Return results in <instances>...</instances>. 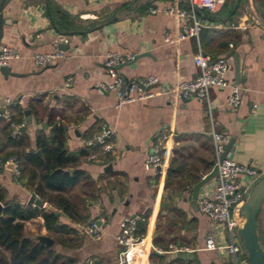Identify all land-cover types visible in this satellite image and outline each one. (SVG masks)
Listing matches in <instances>:
<instances>
[{
  "label": "crops",
  "instance_id": "0c3cea01",
  "mask_svg": "<svg viewBox=\"0 0 264 264\" xmlns=\"http://www.w3.org/2000/svg\"><path fill=\"white\" fill-rule=\"evenodd\" d=\"M174 4L191 11L187 0H0V48L15 54L7 66L9 75L0 73V111L9 99L10 119L14 115L26 125L24 112L30 115L25 132H20L28 141L20 148L8 143L10 128L0 119V163L16 151H36V134H50L49 119L65 128L69 153L85 152L76 166L84 177L61 196L86 220L72 221L39 199L43 208L56 212L60 224L75 231L65 238L72 242L63 247L58 236L47 232L42 217L24 223L26 237L51 238L53 246L60 244L65 252L51 249L73 264H117L120 222L134 216L146 219L145 232L134 247L140 250L128 256L129 264H233L225 250H205L209 236L218 245L228 239L226 228L197 207L199 198L214 192L216 177L200 189L196 200L193 187L213 169L212 131L229 135L233 143L228 155L234 162L264 174V12L254 0H226L216 14L197 11V19L207 27L198 39L179 42L177 32L191 20L167 14ZM252 16L258 25L251 24ZM55 43L64 57L38 68L33 56L52 53ZM198 47L213 60L225 59L230 52L237 55V75L231 56L225 59V79L241 89L238 108L227 105L228 89L211 88L206 102L183 101L167 93L175 81L196 78L193 56ZM110 53L139 57L118 71L126 80L157 77L155 96L118 108L114 93L99 94L96 85L104 80ZM104 126L112 132L105 139L108 152L101 144L83 146ZM157 144L162 145V165L150 169L146 158ZM25 182L9 167H0L6 203L32 205L29 199L35 194ZM88 220L100 223V240L75 228V223ZM257 235L264 250V203ZM177 252L194 257L169 260L168 255ZM238 264H248L246 257Z\"/></svg>",
  "mask_w": 264,
  "mask_h": 264
},
{
  "label": "built area",
  "instance_id": "2783aa9c",
  "mask_svg": "<svg viewBox=\"0 0 264 264\" xmlns=\"http://www.w3.org/2000/svg\"><path fill=\"white\" fill-rule=\"evenodd\" d=\"M177 0H175L176 2ZM190 5V12L181 10L174 4L166 13L177 17L179 20L190 18L191 25H182L176 34V41H183L187 38L198 39L202 29L207 26L202 24L196 17L195 11H204L210 15L216 14L225 4L226 0H187ZM151 14L158 13L157 9H149ZM253 25H258L257 19L250 17ZM59 43H55L52 53L36 54L33 56V62L38 68H45L57 58H63L64 54L59 49ZM231 47V44L229 45ZM15 54L9 48H0V67H7ZM133 55H120L110 53L104 61V80L96 85V91L99 94L114 93L117 98V107L151 99L155 96L154 88L159 85V80L155 76H146L140 79L126 80L118 71V67L132 61ZM193 63L198 68V74L193 80H177L167 90V93L174 98L188 101L196 99L207 101L208 92L211 88L228 89L227 105L231 109H236L241 104V89L238 85L225 79L229 70V64L225 59L213 60L205 55L200 47L197 48L193 56ZM70 86V80L65 87ZM13 101L6 99L3 102L0 119L10 122V106ZM24 124L10 123V136L12 138L20 134V128ZM112 134L107 127H102L100 133L93 138L83 141V146L91 147L94 144L104 145V151H109V146L105 145V139ZM210 138L214 151V162L217 166L218 174L216 176L215 190L211 195H205L199 198L197 207L200 213L205 215L214 223L223 225L228 233L227 243L218 245L213 238L209 236L205 242V250L218 251L225 250L232 259L233 264H238L242 256L247 258L246 250L241 239L238 236V230L241 225L234 217L240 207L245 202L252 184L258 179L259 174L255 169L246 165H240L234 162L227 154L225 158L219 161L224 153L230 137L224 133L212 131ZM162 145L157 144L151 147L150 154L146 158V166L150 169L160 168L162 165ZM0 167H11L14 176H20V166L15 156L9 157L6 161L0 163ZM203 178V177H202ZM35 199L39 200L37 195ZM33 205V204H32ZM35 206V205H33ZM144 218L134 216L126 217L120 222L119 233L115 237L117 245L121 248L117 264H129L128 256L134 247L141 241L138 234V224L144 222ZM75 228L84 236L94 240H100L102 237L101 225L98 221L88 220L86 222L75 223ZM87 264H93L91 261Z\"/></svg>",
  "mask_w": 264,
  "mask_h": 264
},
{
  "label": "trees",
  "instance_id": "16d2710c",
  "mask_svg": "<svg viewBox=\"0 0 264 264\" xmlns=\"http://www.w3.org/2000/svg\"><path fill=\"white\" fill-rule=\"evenodd\" d=\"M20 117L22 111H20ZM22 118L11 116L10 123L20 124ZM51 127L49 136L39 131L35 137L36 151H16L14 155L20 166V177L25 179V185L43 202L54 204L70 220H86L81 217L75 205L61 196L67 189L76 186L84 177V173L76 166L85 152L69 153L66 150V130L52 119L48 121ZM28 138L19 134L12 138L8 134V143L13 147H23ZM70 169L73 171L71 172ZM169 169V173H170ZM52 193H55L54 195ZM0 204L3 205L0 219V264H73L72 259L61 256L53 249L47 250L33 238L24 235V223L42 217L47 232L58 236L59 243L64 247L68 242L65 238L75 235V231L59 223L56 212L32 205L21 206L18 203H6L5 194L0 189ZM146 220V219H144ZM145 232V221L138 224V234ZM260 244V243H259ZM73 246V248H75ZM247 259V258H246ZM248 263V262H247Z\"/></svg>",
  "mask_w": 264,
  "mask_h": 264
},
{
  "label": "water",
  "instance_id": "95a60500",
  "mask_svg": "<svg viewBox=\"0 0 264 264\" xmlns=\"http://www.w3.org/2000/svg\"><path fill=\"white\" fill-rule=\"evenodd\" d=\"M0 12H1V8H0ZM262 28L264 29V27ZM231 56L234 59L235 73L237 75L239 69L237 55L234 52H230L226 58H229ZM138 58L139 57H135L133 61H135ZM124 65L118 67V69H120ZM0 73L3 76L7 77L9 75V69L7 67H0ZM24 115H25V124L27 125L30 121L29 111H25ZM26 125L20 128L21 133L25 132ZM232 143L233 141H230L227 144L224 153L219 158V161L223 160L225 156L228 154ZM37 154L40 155V152L37 151ZM9 168L11 169V167ZM217 174H218L217 166L215 165V162H213L212 171L208 175L204 176L201 179V181H199L197 184L194 185L193 187L194 200L197 199L200 189L209 181L213 180L217 176ZM29 203L38 207H46V205L43 202H41L38 199H35L34 196L30 197ZM263 203H264V174H260L258 179L252 184L245 202L238 211V216L244 219V223L242 227L238 230V236L241 239L243 246L246 250L248 264H264V250L261 248L259 244V239L257 235V219L261 211V208L263 206ZM2 208L3 205L0 204V219L2 218L1 217ZM33 239L37 241L40 245L44 246L47 250H50L53 246V240L47 236L37 235L34 236ZM193 257H194L193 255L186 252L171 253L168 255V258L171 261L177 259L187 260Z\"/></svg>",
  "mask_w": 264,
  "mask_h": 264
},
{
  "label": "rangeland",
  "instance_id": "374dc122",
  "mask_svg": "<svg viewBox=\"0 0 264 264\" xmlns=\"http://www.w3.org/2000/svg\"><path fill=\"white\" fill-rule=\"evenodd\" d=\"M255 1V3L260 7V10L262 11V12H264V0H254ZM54 239H55V241L56 242H58V240H57V238L56 237H54ZM58 244V243H57ZM60 245V244H59ZM59 245H56V244H54V249H55V251H57V252H60V253H63V252H65L64 250H62L61 248V246H59Z\"/></svg>",
  "mask_w": 264,
  "mask_h": 264
},
{
  "label": "bare ground",
  "instance_id": "6f19581e",
  "mask_svg": "<svg viewBox=\"0 0 264 264\" xmlns=\"http://www.w3.org/2000/svg\"><path fill=\"white\" fill-rule=\"evenodd\" d=\"M241 208V207H240ZM239 217V216H238ZM237 221H238V223L241 225V227H242V225H243V223H244V219L242 218V217H239V218H237ZM145 244L144 245H149V242H148V239L144 242ZM140 249H139V247H137V248H134L132 251H131V253H133L134 251H139ZM130 253V254H131ZM129 254V255H130Z\"/></svg>",
  "mask_w": 264,
  "mask_h": 264
}]
</instances>
